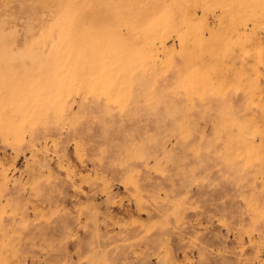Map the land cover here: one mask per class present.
Returning a JSON list of instances; mask_svg holds the SVG:
<instances>
[{
    "label": "rangeland",
    "instance_id": "obj_1",
    "mask_svg": "<svg viewBox=\"0 0 264 264\" xmlns=\"http://www.w3.org/2000/svg\"><path fill=\"white\" fill-rule=\"evenodd\" d=\"M0 264H264V0H0Z\"/></svg>",
    "mask_w": 264,
    "mask_h": 264
}]
</instances>
